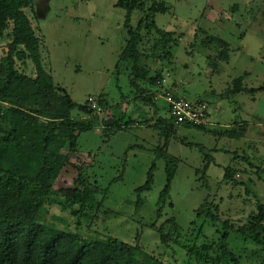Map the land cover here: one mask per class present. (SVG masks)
Listing matches in <instances>:
<instances>
[{"label":"rangeland","instance_id":"374dc122","mask_svg":"<svg viewBox=\"0 0 264 264\" xmlns=\"http://www.w3.org/2000/svg\"><path fill=\"white\" fill-rule=\"evenodd\" d=\"M118 1L34 0L25 9L40 41L43 67L55 85L77 104L86 105L92 97L102 109L96 112L95 128L80 135L78 153L70 155L71 162L83 168L84 177L98 189L97 201L105 199L97 217L92 212L79 221L70 210L47 204L39 221L84 239L139 243L168 264L210 263L191 256L174 240L163 244L158 230L166 221L175 220L183 243L199 238L198 248L218 243L228 223L235 229L230 249L240 264H264L258 245L263 233L248 228V217L257 213L258 204L264 205V92L228 95L233 80L245 73V86H264V0H158L169 10L156 14V25L178 37L171 62L155 59L152 32L145 25L138 30L143 12L137 10L131 17V28L143 36V64L151 75L169 72L175 93L213 105L216 116L205 129L176 124L163 101L151 104L142 99V93L150 89L147 82L136 88L131 85L130 62L117 68L129 39L124 26L127 12L116 6ZM144 2L148 11L151 3ZM12 28L11 23L0 38V61L8 52ZM17 68L35 76L31 60L20 61ZM106 112L134 125L107 135L102 126ZM161 118L173 127V133L154 127ZM242 120L249 124L247 131L243 136L231 135ZM210 157L216 163L206 172ZM167 160H173L176 173L166 199L161 193L167 184ZM153 164L152 188L138 195L136 190L147 181ZM227 167L236 170L238 185L224 180ZM77 178V169L69 168L55 188L73 186ZM205 199L214 203L216 223L198 217Z\"/></svg>","mask_w":264,"mask_h":264},{"label":"trees","instance_id":"16d2710c","mask_svg":"<svg viewBox=\"0 0 264 264\" xmlns=\"http://www.w3.org/2000/svg\"><path fill=\"white\" fill-rule=\"evenodd\" d=\"M149 1L148 11L144 0H119L116 5L127 12L124 26L129 37L117 68L130 62L131 85L136 88L141 82H147L150 89L147 94L142 93V99L157 104L159 82L164 73L151 75V69L143 64L146 58L142 51L143 36L131 28V17L137 10L143 12L138 30L145 25L149 34L152 32L150 36L153 35L154 42L151 51L158 61H172V47L177 44L178 37L160 29L154 20L156 14L169 10L167 5L158 0ZM33 4L34 0H0V38L13 24L8 52L0 61V264H168L144 251L139 243L132 245L116 238L84 239L78 233L39 221L47 204L70 210L79 221L92 212H96L97 217L105 199L97 201L95 194L98 189L90 185L88 178L84 177V169L77 168L70 158L71 154L78 153L80 135L95 128L96 111L88 104L80 105L73 101L66 90L55 85L52 76L44 69L40 41L25 14V9ZM27 59L33 63L34 77L17 68L20 61ZM233 86L228 93L231 97L241 91L249 94L264 92V86L243 89L241 78L235 80ZM163 107L169 114L165 102ZM75 111L77 116L73 115ZM105 114L102 126L107 135L134 125V121L123 123V118H116L108 112ZM154 127L165 130L166 134L174 132L162 118ZM245 132L246 127L241 133L233 130L231 135L243 136ZM172 161H166L167 184L161 193V197L166 199L176 173ZM213 164L215 160L210 157L206 172ZM69 168L77 169L78 178L73 186L56 189L57 181L68 173ZM154 170L155 164L145 184L136 190L138 195L151 190ZM235 175V169L225 168L226 182L238 185ZM103 191L106 197L108 190ZM213 208L214 203L205 199L197 211L198 217H207L216 223L218 216ZM248 223V228L262 231L258 245L264 253V205L258 204L257 213L248 217ZM165 224L158 230L163 244L170 245V240H174L191 256L206 263L240 264L239 257L230 249L231 234L235 229L228 223H225L218 243L204 244L201 248L197 247L199 238L194 243L187 241L189 245L183 243L182 230L175 220H168ZM136 241L139 242V237Z\"/></svg>","mask_w":264,"mask_h":264},{"label":"built area","instance_id":"2783aa9c","mask_svg":"<svg viewBox=\"0 0 264 264\" xmlns=\"http://www.w3.org/2000/svg\"><path fill=\"white\" fill-rule=\"evenodd\" d=\"M171 78V73L164 74L163 79L159 82L160 92L157 94V98L164 101L168 106L170 117L178 125H187L194 128L209 126L211 124L210 104L202 99L192 100L178 95L169 84ZM87 104L97 114L102 111L98 102L92 97L88 99Z\"/></svg>","mask_w":264,"mask_h":264},{"label":"crops","instance_id":"0c3cea01","mask_svg":"<svg viewBox=\"0 0 264 264\" xmlns=\"http://www.w3.org/2000/svg\"><path fill=\"white\" fill-rule=\"evenodd\" d=\"M247 75H248V73H245V74H243L242 76H240V77H237L236 79H234L233 80V83H234V81L235 80H237V79H240L241 78V84H242V87H243V89H246V90H250V89H257V88H248L247 86H245L244 85V81H245V78L247 77ZM172 85H174V84H172ZM261 87V86H260ZM175 86H174V88H173V90L176 92V90H175ZM259 88V87H258ZM258 93H261V92H257V93H255V94H249V93H247V92H243V91H241L240 93H238L237 95H235L234 96V98L235 97H237V96H239V95H242V94H249V95H253V96H256ZM156 99H158V98H156ZM159 101H162V100H160V99H158ZM255 100V99H254ZM207 101V100H206ZM209 104H210V112H211V117H214V116H216L215 115V110H214V108H213V105L209 102V101H207ZM166 111H167V113H168V110H167V108H166ZM214 125V124H213ZM236 128H238V131L237 132H239V133H241L242 131H243V128H245L246 127V131H247V127H249V124H246L243 120L242 121H239V122H237L236 123ZM261 126V125H260ZM233 125H232V129H233ZM216 163V162H215Z\"/></svg>","mask_w":264,"mask_h":264}]
</instances>
